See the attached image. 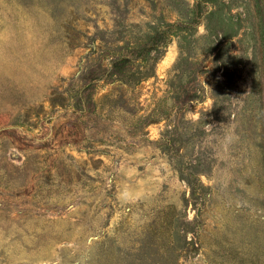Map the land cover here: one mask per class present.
<instances>
[{
	"label": "rangeland",
	"instance_id": "1",
	"mask_svg": "<svg viewBox=\"0 0 264 264\" xmlns=\"http://www.w3.org/2000/svg\"><path fill=\"white\" fill-rule=\"evenodd\" d=\"M0 264H264V0H0Z\"/></svg>",
	"mask_w": 264,
	"mask_h": 264
}]
</instances>
